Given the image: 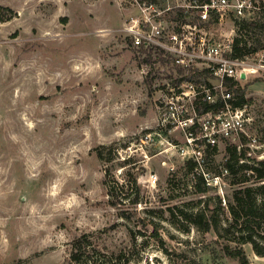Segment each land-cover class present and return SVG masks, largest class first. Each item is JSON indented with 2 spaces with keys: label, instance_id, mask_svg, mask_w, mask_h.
<instances>
[{
  "label": "rangeland",
  "instance_id": "374dc122",
  "mask_svg": "<svg viewBox=\"0 0 264 264\" xmlns=\"http://www.w3.org/2000/svg\"><path fill=\"white\" fill-rule=\"evenodd\" d=\"M139 4L0 0L8 11L0 18L10 17L0 20V264H241V250L248 264H264L233 234L172 223L170 208L197 210L200 199L215 205L218 197L226 222L234 187L215 173L224 172L227 148L241 142L193 147L201 152L192 157L197 172L212 187L197 193L183 170L190 159L180 155L184 133L158 128L155 99L168 77L158 75V65L149 68L121 31ZM260 18L264 11L251 20ZM207 28L215 38L236 37L231 17ZM145 66L158 76L145 77ZM240 87L252 101L246 147L263 160L264 72ZM134 179L141 189L136 206L135 187L124 185ZM113 185L118 205L109 196Z\"/></svg>",
  "mask_w": 264,
  "mask_h": 264
},
{
  "label": "built area",
  "instance_id": "2783aa9c",
  "mask_svg": "<svg viewBox=\"0 0 264 264\" xmlns=\"http://www.w3.org/2000/svg\"><path fill=\"white\" fill-rule=\"evenodd\" d=\"M135 1L139 4V0ZM170 1L173 0H143L138 16L131 17L121 31L144 56L147 66L158 65V75L168 77L158 86L155 99L158 128L183 132L186 145L180 155L193 160L201 154L194 146L215 147L220 139L245 134L250 119L248 107H234L226 81L240 82L243 74L247 78L264 72V48L244 59H234L236 37L225 34L215 38L207 27L225 17L251 20L264 11V0H176L171 5ZM161 2L167 4L162 6ZM182 15L186 19L182 20ZM147 66L142 71L145 77H157ZM196 73L202 76L193 79ZM204 104L213 108L200 112ZM256 142L253 138L252 145ZM151 180L156 183L157 178Z\"/></svg>",
  "mask_w": 264,
  "mask_h": 264
},
{
  "label": "trees",
  "instance_id": "16d2710c",
  "mask_svg": "<svg viewBox=\"0 0 264 264\" xmlns=\"http://www.w3.org/2000/svg\"><path fill=\"white\" fill-rule=\"evenodd\" d=\"M199 2L206 3L208 0H198ZM7 11L6 8L0 7V12ZM8 12V11H7ZM7 19L0 18L1 21ZM180 18L186 19L185 16ZM213 22H216L215 19ZM236 28V38L233 47V58L244 59L250 53L254 52L258 48H264L262 44V35L264 36V20L261 18L258 20H234ZM253 41L255 46H250L249 42ZM166 61L163 60V63ZM182 72V71H181ZM203 74V73H202ZM193 79L201 77L200 73L193 75ZM229 92L233 95L232 104L234 107L242 108L250 104L251 99H247L245 90L240 87V82L234 79H228L226 81ZM213 107L208 104H204L200 112L211 110ZM241 145H230L227 148V158L222 164V170L224 172H216L219 177L229 181L230 185L234 187L231 201L228 205L229 217L224 221L219 218L218 212L223 211L222 199L218 197V201L214 205L211 199H200L196 205L195 210L189 205L170 208V216L174 226L180 228L182 226H193L199 231L208 233L213 231L220 237H223L226 233L233 234L236 238L232 239L233 242H237L240 245L250 244L254 252L261 257H264V249L258 245V239L264 240V159L257 160L255 157H251L250 150L247 145V136L241 134L239 136ZM98 156L103 159V153L99 152ZM108 162L112 160V157L106 159ZM198 163L194 160H187L184 162L183 170L186 177H191V180L195 183L194 186L197 189V193L206 194L212 189L211 185H208L206 178L203 174L197 172ZM176 175L169 180V185L172 184ZM135 187V197L130 201L134 206L140 203L141 189L138 185L137 179L130 180L124 184ZM116 186L109 187V196L115 200L113 205H118L119 194L116 192ZM121 217L129 218L124 211L121 213ZM224 223V224H223ZM180 230H183L180 228ZM222 230V231H221ZM224 233V235H222ZM158 236V234H157ZM79 241L76 242V244ZM229 248L223 247L225 255L234 257V253L229 252ZM240 263L248 264L245 253L241 250ZM73 260L80 262L81 256L74 253Z\"/></svg>",
  "mask_w": 264,
  "mask_h": 264
},
{
  "label": "water",
  "instance_id": "95a60500",
  "mask_svg": "<svg viewBox=\"0 0 264 264\" xmlns=\"http://www.w3.org/2000/svg\"><path fill=\"white\" fill-rule=\"evenodd\" d=\"M241 78L242 80H245L246 76L243 74Z\"/></svg>",
  "mask_w": 264,
  "mask_h": 264
}]
</instances>
